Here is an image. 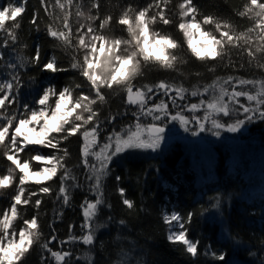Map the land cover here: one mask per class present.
<instances>
[{"label": "trees", "instance_id": "1", "mask_svg": "<svg viewBox=\"0 0 264 264\" xmlns=\"http://www.w3.org/2000/svg\"><path fill=\"white\" fill-rule=\"evenodd\" d=\"M12 2L15 0H0V7ZM45 2L47 12L40 0H27L26 11L19 18L20 26L16 31L17 44L4 49L6 59L11 57L15 62L17 55L30 60L35 56L37 46L40 47L39 64L26 63L20 69L23 81L19 90L20 104L38 99L40 91L49 83L55 85L57 90L81 85L79 89L74 88V97L81 91L91 94L80 72L70 67L76 53L71 49L58 47V42L46 33L49 24L62 29L61 20L54 17L71 13L69 23L75 34L79 26L80 16L76 14L78 11L93 17L99 16L100 19L111 15L112 24L103 33L127 38V33L121 30L116 20L129 4L133 8H142L151 0H98V11L91 8L93 0H73L72 5L61 0L65 4V10L56 6L55 0ZM181 2L182 0H170L168 4L165 15L172 20L171 24L157 22L153 25L155 31L170 35L180 44L179 48L172 50V54L177 57L174 67L145 65L142 67V75L133 81L134 86L156 85L164 81L176 87L203 89L217 78L226 79L229 76L264 80V69L257 67L258 63L264 64V52H257L254 57L249 58L242 49H230L223 60L199 61L194 58L187 49L183 33L177 28L178 5ZM246 2L247 0H193L199 12L198 19L210 15L218 22H228L237 35L253 27V20L238 15ZM34 12H38L39 31L30 23ZM99 23L98 19L93 25L99 29ZM250 46L255 50L264 46V43ZM53 55L56 56L57 67L67 68V71H41L42 65ZM30 78H34L35 84L29 83ZM103 91L105 101L93 106L101 121V140L108 134V129L130 119L126 114L131 110L126 104V93L123 90ZM92 95L94 98V94ZM15 111L16 105L8 106L9 113ZM122 115L126 116L121 118ZM111 116H115V120L110 121ZM119 118L123 120L120 121ZM260 129L262 126H258L257 131ZM83 144L80 134L70 136L60 144L61 149H66L68 153L64 165L70 175L76 178L74 182L67 183L79 185L70 187V201L67 205L62 203V198H57L60 186L57 177L44 184L52 189L50 194L32 197L29 205L18 206L23 219H30L33 215L38 217L40 232L39 241L33 244L22 264H57L55 258L42 247L52 235L57 237V240L48 245L52 251H70L72 254L61 264H123L121 253L128 254L127 264H261L264 261L263 138L240 149L216 146L213 151L203 152V155L206 154L204 158L191 152L181 142L174 143L161 154L149 155L137 150L121 154L110 165L109 174L102 180L105 204L99 207L94 217L95 223L102 225L96 229L94 244L85 245L82 241L61 244L60 241L68 240L71 235H83L81 204L86 199H94L92 192L88 190L91 182L86 179L82 165ZM30 148L35 150L22 153V161L38 153L52 154V150L42 149L37 145ZM4 151L0 147V176L9 174V169L12 168L11 161L3 155ZM58 155H63V152ZM30 163L33 171L39 170V162ZM117 175L121 177L119 182L115 179ZM18 184L17 178L10 186L0 189V213L10 208L12 197L17 194ZM39 187L34 182L26 184L25 195L29 191L39 192ZM118 187L126 189V198L134 202L132 209L123 205ZM217 196L220 197V206L214 208L212 205L216 203ZM35 199L42 201L38 209L34 207ZM108 204L111 208L107 207ZM172 210L178 211L185 219L188 212L193 213L192 221L186 227L189 229L188 238L200 241L196 257L187 254L183 245L173 244L167 239L168 226L162 216ZM23 219L15 222L17 229L23 226ZM121 220L125 221L123 225L119 223ZM70 225L73 226L71 232ZM209 245L217 255L225 253V259L219 261L210 254L206 256L204 251Z\"/></svg>", "mask_w": 264, "mask_h": 264}, {"label": "snow or ice", "instance_id": "2", "mask_svg": "<svg viewBox=\"0 0 264 264\" xmlns=\"http://www.w3.org/2000/svg\"><path fill=\"white\" fill-rule=\"evenodd\" d=\"M66 2L68 5L73 4V0ZM26 3L27 0H15L7 6L0 7V62H2L0 63V110H2L0 111V147L5 149L3 155L14 166L9 169V174L0 176V189L10 186L17 178L19 181L17 194L12 197L10 208L0 213V264H22L23 258L29 253L33 244L40 239L38 217L33 215L30 219H23L18 206L29 205L32 197L50 194L52 189L44 184L57 177L60 181L57 198H62L64 205L70 201V187L79 186L76 183L71 185L67 183L74 182L76 178L70 175L64 165L65 157L68 155L67 150L60 147L61 142L70 136L80 134L83 137L82 165L86 179L91 182L88 190L95 193V199L91 201L86 199L81 204L84 217V223L81 225L83 235L78 237L71 235L68 240L60 243L82 241L85 245H93L96 229L102 227L94 220L99 207L105 204L102 180L109 174L114 158L126 150L151 149L153 152L159 150L165 139V126L174 121H178L186 132L192 130L190 125H195L193 135L208 131L216 137L221 135V130L236 133L248 123L264 121V80L229 76L221 82L220 78H217L211 85L204 86L202 92H191L195 97L211 91L210 100L202 99L199 104L186 105L175 114L169 110L168 104L164 101L160 103H149V101L153 96L162 93L171 101L173 108H178L177 99H185L186 89L169 85L164 81L156 85L134 86L133 81L142 75L143 66L157 64L163 68H172L177 60L172 50L179 48L180 44L170 35L153 29V25L157 22L164 25L172 23V20L165 15L170 0H151L142 8H133L129 4L116 20L121 30L127 33V38L103 34L104 29L112 24L111 15L104 19H100L99 16H89L87 19L92 23L79 24L75 34L69 23L71 13H66L63 17H54L61 20L62 29L54 28L49 24L46 33L58 42V47L71 49L76 53L70 67L80 72L91 94L81 91L74 97V88L79 89L81 85L57 90L55 85L49 83L40 91L38 99L31 103L20 104L19 90L23 86L20 69L24 68L26 63L39 64L40 47L37 46L36 54L30 60L17 55L15 62L11 57L6 59L4 49L17 44L16 31L20 26L19 18L26 11ZM40 3L47 12L45 0H40ZM55 5L65 10V4L61 3V0H55ZM99 7L98 0H93L91 8L98 11ZM178 8L177 28L183 33L190 54L197 60H223L230 49H242L249 58L254 57L257 52H264V46L255 50L250 46L253 32L260 41H264V2L261 0H247L243 10L238 12L239 16L254 21L253 27L247 28L246 32H240L238 35L228 22H218L210 15L198 19L199 12L193 0H182ZM76 14L82 16L83 12L78 11ZM98 19L99 30L92 26ZM30 23L39 31L38 12L33 13ZM209 25L212 26V31L206 30ZM241 41L244 43L242 44ZM78 56L82 58H77ZM249 62L251 63V59ZM257 67L264 69V64L258 63ZM67 70L57 67L55 55L51 56L41 68V71L52 73ZM29 83L35 84L34 78H30ZM226 85L231 86V91ZM245 86H251L252 90L245 89ZM237 87L242 90H237ZM104 89H121L126 93V104L137 106V110L132 113L136 122L135 125L122 128L119 132L113 129L104 138V142L98 144L101 121L98 111L93 106L105 101ZM241 97L245 98V103L241 102ZM10 105H16L17 111L9 113ZM200 109L204 110L203 116L195 114ZM185 110L192 113L191 117L183 114ZM221 116L230 118L231 122L225 123L220 119ZM115 118L111 116L109 120ZM149 118L152 122L142 125V119ZM133 126L136 131H132ZM142 128L144 131L141 130ZM89 137L93 139L90 140ZM32 145L52 150V154L38 153L22 161V153L35 150L30 148ZM97 147L99 151H96ZM61 152L63 155H58ZM90 156L94 157L91 161ZM30 161L39 162L37 165L39 170L33 171ZM115 179L119 182L121 177L117 175ZM32 182L40 185L39 192L29 191L25 195V185ZM117 191L123 205L132 209L134 202L126 198V189L118 187ZM215 200L216 203L212 207L219 208L220 197H215ZM41 203V199H35L34 207L38 209ZM107 207L111 208V205L108 204ZM192 218V212H188L185 219L175 210L170 214L165 212L162 216L168 226L169 242L183 245L187 254L196 257L200 241L189 239V229L186 227L191 223ZM18 219H23V226L19 229L15 227ZM119 223L123 225L125 221L121 220ZM72 227L69 226L70 232ZM55 240L57 237L52 235L42 247L55 258L57 264H61L72 254L70 251H52L48 245ZM204 254L206 256L210 254L219 261L225 259V253L217 255L216 252L211 251L210 245L205 248ZM121 256L124 258L123 264H127L128 254L121 253ZM261 264H264V261H261Z\"/></svg>", "mask_w": 264, "mask_h": 264}, {"label": "rangeland", "instance_id": "3", "mask_svg": "<svg viewBox=\"0 0 264 264\" xmlns=\"http://www.w3.org/2000/svg\"><path fill=\"white\" fill-rule=\"evenodd\" d=\"M89 16H90V14L88 15L87 13H83V15L79 17V24H86L87 25L89 23H92L91 21H89L87 19ZM92 26L95 27V25H93V24H92ZM206 30L212 31V26L211 25L207 26ZM104 35L114 37L110 33L104 34ZM252 38H253V40H252L251 44H253V45H259L261 43H264V41L259 40V38L255 34V32L252 33ZM223 80H225V79H220L221 82ZM226 87H228L229 91H231L230 85H226ZM182 88L186 89V91L184 92L185 99H183V100L177 99V105L179 106L178 108H173L171 101L168 100V97L164 96L162 93L158 94L156 96H153L152 100L149 101V103H160L161 101H164L165 103L168 104L169 110L172 111L173 114H175L176 111H179L180 109H184L186 105H190L193 103L199 104L202 99L207 101V100H210L211 96H212V93L210 91L208 93H204L202 96H195L194 97L191 95L192 91L202 92L203 89L189 88V87H182ZM245 89L252 90L251 86H245ZM237 90H242V89L237 87ZM172 94L174 95V93H172ZM189 99H194V100L190 101ZM240 99H241L242 103L246 102L245 98L241 97ZM129 107L131 110L126 115H128V117H130V119H126L123 122H121V123L111 127L110 129H108V134L110 132H112L113 129H115V131L119 132V131H121L122 128H126L129 125H135L136 121H135V117L133 116L132 113L137 110V106L129 105ZM183 114L186 116H189V117H191V115H192V113L188 112L187 110L183 111ZM195 114L203 116L204 110L200 109V111H198ZM126 115H122L121 118H124ZM220 119H222L225 123L231 122L230 118H228V117L221 116ZM121 120H123V119H120V121ZM151 122L152 121L150 118L148 120L142 119V121H141L142 125L149 124ZM258 126H262V129H260V131H257ZM189 127L192 130L186 132L178 121L170 122L165 126V128H167V131L164 133L165 139H164L163 143L161 144V148L159 150H157L155 152H153L151 149H135V150H137L139 152L147 153L149 155L150 154H152V155L161 154L162 152H164L168 148L172 147V145L174 143L181 142V143H183V145H185L187 148H189L191 150V152L198 153L200 155V157L204 158V156H206V154L203 155V152L213 151L216 146H226L229 149H240V148H242V146L247 145V144L253 145L254 143H256L258 141V138L264 139V121H256L253 123H248L245 127H243L240 131H238L236 133L228 132L226 130H221V135L219 137L212 135V133L208 132V131L200 132L197 135H193L192 131L195 130V125H190ZM141 130L144 131L143 128ZM132 131H136V128L134 126L132 127ZM108 134H106V136ZM145 135H146V131H145ZM106 136H104V138ZM104 138L101 140V134H100L98 137V144H102L104 142ZM89 139L92 140L93 138L89 137ZM135 150H126L124 153L132 152ZM96 151H99L98 147L96 148ZM124 153H122V154H124ZM118 157L114 158V160L112 161L111 164H113V162ZM92 159H94V157L90 156L89 160L91 161ZM13 167L14 166L12 165V168ZM92 196L95 199V193L92 192Z\"/></svg>", "mask_w": 264, "mask_h": 264}, {"label": "water", "instance_id": "4", "mask_svg": "<svg viewBox=\"0 0 264 264\" xmlns=\"http://www.w3.org/2000/svg\"><path fill=\"white\" fill-rule=\"evenodd\" d=\"M167 131V128H165V132Z\"/></svg>", "mask_w": 264, "mask_h": 264}]
</instances>
